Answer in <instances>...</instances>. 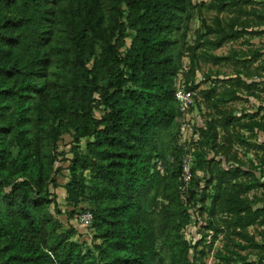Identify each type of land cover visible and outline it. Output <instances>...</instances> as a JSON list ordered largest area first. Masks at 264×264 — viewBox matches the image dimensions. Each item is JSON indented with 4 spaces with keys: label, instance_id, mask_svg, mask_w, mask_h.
Returning a JSON list of instances; mask_svg holds the SVG:
<instances>
[{
    "label": "trees",
    "instance_id": "obj_1",
    "mask_svg": "<svg viewBox=\"0 0 264 264\" xmlns=\"http://www.w3.org/2000/svg\"><path fill=\"white\" fill-rule=\"evenodd\" d=\"M237 5L212 0L209 8L222 13ZM191 8L192 0H0V264H190L197 247L183 231L203 213L208 230L226 234L217 254L225 264H254L240 254L250 247L264 252V182L217 160L230 147L218 144V127L264 133V122L229 114L198 128L192 148L180 142L175 79L182 62L174 35L183 29L186 38ZM263 11L254 13L259 28ZM214 25L205 29L215 40L189 48L193 64L224 61L198 50L249 34L237 20L229 31L218 19ZM250 61L264 74V51ZM186 90L196 93L197 108L198 97L216 100L215 108L227 95L238 99L235 91L198 92L193 83ZM67 135L75 146L65 190L74 209L88 204L76 215L93 213L89 246L76 240L74 227L62 230L51 192ZM236 138L251 146L243 134ZM191 151L193 179L184 191L182 162ZM258 190L262 196L252 197ZM253 227L261 229L260 241L250 235Z\"/></svg>",
    "mask_w": 264,
    "mask_h": 264
},
{
    "label": "rangeland",
    "instance_id": "obj_2",
    "mask_svg": "<svg viewBox=\"0 0 264 264\" xmlns=\"http://www.w3.org/2000/svg\"><path fill=\"white\" fill-rule=\"evenodd\" d=\"M211 2L212 0H192V8L190 9L191 20L186 32V38L182 39L183 29L174 35L175 40L178 42L176 46L177 54L181 56L182 62L181 71L175 79L176 89H186L187 86L193 83L198 86V92L215 88L218 95H225L227 91H235V96L238 97L237 100L234 101L231 96L227 95L225 96L226 101L218 104L217 108L214 107L216 100L204 102L202 97H198V108L196 104L192 110L191 120L200 127H203L208 121L221 120L225 115L229 114L241 119L244 117L242 121L244 123L250 121L249 117L246 116H256V120L264 122V74L259 69L260 62L250 61L254 52L264 51V26L263 28L256 26V16L254 15V13L261 12L264 9V0H230L231 3L238 2V5L230 7L222 13L210 9L209 5ZM217 19L221 22L222 28L227 31L231 29L233 21L237 20L238 25L236 27L247 28L249 34L238 41L227 42L219 49L213 50L203 46L198 50V55L206 52L213 56L224 58V61L215 64L205 63L200 60L197 64H193L189 57V48H193L198 44L203 45L206 39L215 40V36L206 38L207 31L205 27L215 26ZM257 31L261 33L252 35L251 32ZM127 45L129 46L130 42ZM192 69L195 70L194 77L190 76ZM238 81H242L247 85L252 84L253 86L247 89L237 85ZM100 114V110L96 111L97 117ZM180 131V142L185 145L182 126ZM217 132L218 144L228 147L230 145L229 150H222L228 155H222L223 158L217 159L222 162V168L227 169L233 166L235 168L241 167L245 170H253L257 177L264 182V152L260 150V147L264 146V133L241 131L239 125L231 127L229 132L218 127ZM239 133L247 138L251 146L243 145L237 141L236 137ZM164 138L167 141L169 140L167 135ZM168 144L174 148L173 141H169ZM253 145L254 148H252ZM74 146L73 139L68 135L60 142L57 149L59 154L58 165L63 167V171L56 177L57 187L55 189L52 188L51 192L56 196V203L60 212L57 218L62 224V230L67 231L69 227H74L78 233L76 240L89 246L92 242V229L80 226L76 220V211H79L80 208H88V204L83 201L79 208L74 209L67 200L65 190V185L69 182L68 161L72 158ZM77 146L81 153L86 152V141H81ZM198 177L202 180L200 186L204 188L206 184L205 173L199 172ZM262 192V190H258L251 193V196L261 197ZM207 204H210V201ZM198 208L200 206H197V210ZM72 213H74L73 216H71ZM222 217L221 215L217 217L221 225L220 228L224 227V217ZM210 224L209 214L203 213L194 218V221L183 231L185 240L192 247H197V259L194 260V253L191 250L189 256L190 264H225L224 261L217 257V254L223 251L227 243L226 234L208 230L207 227ZM249 232L257 241L261 240L260 228L253 227ZM201 251L204 253L200 254L199 252ZM240 254L247 256L248 260L254 264H264V252L258 249L250 247L241 251ZM234 258L236 257L234 256Z\"/></svg>",
    "mask_w": 264,
    "mask_h": 264
},
{
    "label": "built area",
    "instance_id": "obj_3",
    "mask_svg": "<svg viewBox=\"0 0 264 264\" xmlns=\"http://www.w3.org/2000/svg\"><path fill=\"white\" fill-rule=\"evenodd\" d=\"M196 93L187 91L184 88H177L175 93V98L177 104L179 106V110L184 116V121L182 124V133L185 146H190L192 148V144L196 143L199 139L197 134V129L200 128L199 125H195V122L191 120L192 110L196 106ZM195 135V137H194ZM195 163V159L192 151L187 152L183 157L182 162V176L181 180L183 182V190L189 188L191 185L193 174L192 169ZM76 220L82 227L91 228L93 223V213L90 210L81 211L76 215Z\"/></svg>",
    "mask_w": 264,
    "mask_h": 264
}]
</instances>
